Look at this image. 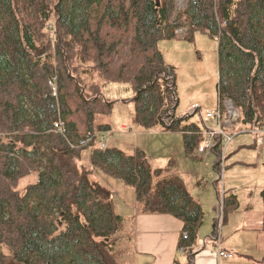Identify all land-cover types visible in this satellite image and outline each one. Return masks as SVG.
<instances>
[{
    "label": "trees",
    "instance_id": "trees-1",
    "mask_svg": "<svg viewBox=\"0 0 264 264\" xmlns=\"http://www.w3.org/2000/svg\"><path fill=\"white\" fill-rule=\"evenodd\" d=\"M179 1L0 0V264H121L125 217L81 164L97 137L86 147L69 144L109 131L97 123L114 104L102 86L130 83L133 123L181 132L185 154L195 153L200 127L184 125L189 115L176 117L177 71L158 47L179 30L189 41L197 32L218 40V98L232 100L241 124L264 137V0H182L181 10ZM125 40L130 56L114 67ZM60 121L66 136L58 133ZM213 151L221 178L219 140ZM90 161L134 188L142 214L180 220L178 248L195 264L205 213L180 177L153 170L140 149L128 155L97 147ZM218 197L209 236L217 249L219 226L237 205L224 190ZM260 197L264 204V189Z\"/></svg>",
    "mask_w": 264,
    "mask_h": 264
},
{
    "label": "rangeland",
    "instance_id": "rangeland-1",
    "mask_svg": "<svg viewBox=\"0 0 264 264\" xmlns=\"http://www.w3.org/2000/svg\"><path fill=\"white\" fill-rule=\"evenodd\" d=\"M185 6V1L181 0L177 3V8L180 10L184 9ZM185 32L186 30L182 29L178 32V38L160 41L158 47L166 63L173 65L177 71L176 84L179 103L176 109V117L184 118L189 115L191 118L185 120L184 125L195 124L204 128L205 112L215 108L218 102L219 45L217 39L203 32H197L194 40L189 41L184 38ZM120 51L115 57L114 67L119 65L122 59L130 56L129 40H125L122 43ZM135 96L136 91L130 83H106L102 86V97L109 102H114V104L109 114L97 117V123L109 124L112 132L111 135L104 136V139L100 136L95 145L82 152L81 157V164L92 171L90 174L91 180L98 182L106 192L111 194L116 206V213L125 217L118 252V260L121 264H134V244L133 235H131L133 227L127 217L131 214L133 207L137 205L136 193L133 187L122 181L110 178L97 168L92 167L90 161L92 150L96 149L100 142H105L110 148L122 149L128 155H133L137 149H140L147 154L149 165L153 170H166L167 174L178 177L184 174L185 177L189 178L191 171L194 170L193 167L200 164V160H196L193 156L190 157L189 163H185L187 158L180 153L181 142L184 143L183 133L182 136L180 135L181 137L174 136L160 127L147 130L133 123L135 114L133 98ZM166 121L168 123L171 122L170 119ZM121 124H126L128 130H121ZM240 129L243 130L245 128L240 125L236 130ZM236 134L237 137H235L227 150L226 162L228 165L222 179L213 170V163L210 165L208 160L206 162L201 160V163L204 164L201 165L203 172L200 171L206 178L203 183L205 187L208 186L213 192L211 200L208 197L204 198V200L202 198L203 208L206 218L209 219L213 206L215 205L217 208L219 206L220 199L217 194L219 193L222 198L223 190L227 191L231 187L229 181L234 168H237V170L243 169L244 172H247V183L237 179L235 182L233 181L232 187H237L239 190L242 201L246 203V206L241 205L240 208L251 220L247 221L243 229L231 235L228 232L229 227L225 228V226L228 218H231V216L233 218L238 213L232 209L234 207L232 204L231 212L225 217V222L219 226L217 242L219 241L221 245L232 241V244H234L232 246L235 249V259L228 261L230 264H264V233L261 229L264 204L260 197V191L264 189V137L251 131L238 132ZM179 139H182V141H179ZM238 143L244 146L239 148L240 154L251 159L243 165L230 163L229 161L230 150L232 146ZM209 153L198 154L205 158ZM191 176H194V174ZM187 184L190 187L189 182ZM243 199L246 200L244 201ZM249 205H251L250 208L248 207ZM217 214L219 217V208ZM206 226L208 225L205 224V226L200 228L203 240L211 239L207 237L210 227L206 229ZM242 233L248 237L243 238L244 235ZM227 235L230 237H227Z\"/></svg>",
    "mask_w": 264,
    "mask_h": 264
},
{
    "label": "crops",
    "instance_id": "crops-1",
    "mask_svg": "<svg viewBox=\"0 0 264 264\" xmlns=\"http://www.w3.org/2000/svg\"><path fill=\"white\" fill-rule=\"evenodd\" d=\"M205 125L212 126L213 121L205 120ZM242 127L245 128L243 129L245 130V132L251 131L254 134H257L256 133L257 131H252L249 128L244 127L243 125ZM127 128L128 127L126 124L120 125V129L123 131H127L128 130ZM107 132H110L109 135H111V132H112L111 127L109 131ZM168 133L174 136H180V135L182 136L181 132H168ZM179 141H182V139L181 140L179 139ZM178 145H179V142H178ZM243 147L244 146H242L241 143H238L232 146L230 150V155H229L230 163H237V164L243 165L245 164L246 161L251 160L250 157L249 158L244 157L243 155L240 154L241 151L239 148H243ZM180 153L181 155L184 154L185 158H187V160H185V163L190 161L191 156H187L185 154L184 143L182 142L180 146ZM192 156L196 160H200V164L193 167L194 170L191 171L189 178L185 177L184 174L181 175L180 178L184 181L191 196L200 203L204 211V208H203L204 205L202 203L203 202L202 198L204 200V198L208 197L211 200L213 192H211V189L208 186L205 187V184L203 183V181L206 180V178L203 176V173H202L203 171L201 170L202 169L201 165L204 164V163H201V160H203L204 162L208 160V163L210 165L213 163V170L218 174L216 170V164H217L218 158L214 151L210 152L208 155H206L205 158H203L197 153V150H196ZM227 165L228 163L226 162V166ZM192 174H194V176H191ZM230 179L231 180L229 181V184L231 187L227 191L225 190V192H227V194L229 193L228 195L233 196L234 200L237 201L235 211H237L238 213L235 214L233 218L232 216L231 218H228L227 225L225 226V228L229 227L228 232L231 235H233L235 232H238L241 229H243L246 226L248 220L249 221L251 220V218H249L248 215H246V213L240 208L241 205L246 206V203L242 201V197H241L239 190L237 189V187H234L235 189L232 187L233 183L237 179L242 180L243 183H247L248 173L244 172L243 169L237 170V168L236 169L234 168V170L232 171V174L230 175ZM187 182H189L190 187L187 186L188 185ZM240 187H243V186H240ZM245 190H248V189H245ZM250 206L251 205H249L248 207L250 208ZM211 210H212V214L209 217V219L206 218V213L204 212L205 217H204L203 224H202V226H205V224L208 225L206 226V229L210 227L207 237H209L210 232L213 230L216 219L218 217L217 206L214 205ZM127 218L130 219L131 221L130 224L133 227L131 235H133V244H134V254H135L134 264H174V261L176 259L181 264L187 263L186 255L182 252V250L178 248V243H179L180 236H181L182 229H183V223L180 220L168 214H142L140 212V207L138 203L136 206L133 207L131 214ZM200 230L198 234L196 249H199V250L201 248L203 249L199 251V253L196 255L195 264H230L228 261H230L231 259H235V256H234L235 249L233 247L234 244H232V241L231 243H229V241L226 244L222 243L220 245L221 246L220 248L225 252L232 253L233 257L231 259H220L217 257V254H216V251H217L216 243H213L212 239L203 240L201 238ZM242 234L244 235L243 238L248 237L246 234L244 233ZM228 236L229 235H227V237Z\"/></svg>",
    "mask_w": 264,
    "mask_h": 264
},
{
    "label": "built area",
    "instance_id": "built-area-1",
    "mask_svg": "<svg viewBox=\"0 0 264 264\" xmlns=\"http://www.w3.org/2000/svg\"><path fill=\"white\" fill-rule=\"evenodd\" d=\"M51 86H53L54 90L57 91V78H54L50 82ZM206 120L213 121L212 126H206L201 129L197 134H199L202 138V142L197 148V152L199 154H207L211 152L215 145L216 141L219 140L220 148H221V166H222V174L221 179L223 178V173L226 168V158H227V150L230 144L233 142L234 138L237 136L235 129L239 127L242 116L240 110L234 105L232 100L225 99L221 102L218 99L217 106L211 110L205 112L204 115ZM58 133L66 136L65 134V124L63 121H60L58 125ZM105 133H99L95 135H88L87 138L81 140L78 144L71 143L70 147L73 149L86 147L88 144L92 143L93 139L101 136L104 139ZM106 143L101 142L100 149H105ZM218 258L231 259L233 255L231 253L225 252L218 247L216 251Z\"/></svg>",
    "mask_w": 264,
    "mask_h": 264
}]
</instances>
